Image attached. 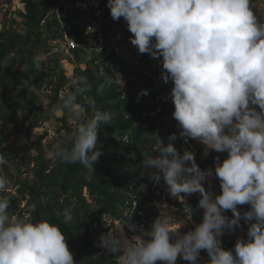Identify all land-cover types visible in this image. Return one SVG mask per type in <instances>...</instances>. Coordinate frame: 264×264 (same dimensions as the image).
I'll use <instances>...</instances> for the list:
<instances>
[{
  "label": "clouds",
  "instance_id": "clouds-1",
  "mask_svg": "<svg viewBox=\"0 0 264 264\" xmlns=\"http://www.w3.org/2000/svg\"><path fill=\"white\" fill-rule=\"evenodd\" d=\"M114 21H126L131 44L161 65V78L172 82V117L179 137L193 139L210 151L227 153L214 158L213 168L202 170L195 154L174 146L177 134L152 133L153 152L142 167L153 183L163 181L169 195L186 200L200 193V223L186 232L170 227L169 217L153 220L149 229L127 236L124 225L101 234L98 244L114 254L118 264H176L178 257L199 264L201 250L206 264H264V22L254 14L250 0H107ZM39 69V63H36ZM89 87L86 77H74L62 97V107L76 122L69 146L57 144L50 158L79 164L88 174L102 155L98 149L100 125L111 124L112 114L94 110L87 115L78 102ZM104 85L97 86L102 92ZM148 89L139 96L148 95ZM87 105L95 108V101ZM0 156V165L5 163ZM215 175L220 193L206 191L204 181ZM8 191L0 175V193ZM183 194V195H182ZM249 205L243 213L238 206ZM193 214V209L189 206ZM230 210L232 216L225 215ZM35 211V205L32 206ZM64 223L73 220L71 209L57 213ZM192 217V216H191ZM189 218V220L191 219ZM248 224L247 238H237L232 249L221 237ZM130 229L134 225L128 224ZM66 236L46 220L14 218L9 202L0 198V264H75Z\"/></svg>",
  "mask_w": 264,
  "mask_h": 264
},
{
  "label": "rangeland",
  "instance_id": "rangeland-1",
  "mask_svg": "<svg viewBox=\"0 0 264 264\" xmlns=\"http://www.w3.org/2000/svg\"><path fill=\"white\" fill-rule=\"evenodd\" d=\"M40 1L42 7L48 10L52 0ZM106 4L107 0H96V5L87 9V13L89 12L90 17L96 18L99 24L107 27L110 34L118 37L122 52L119 55L108 53L98 56L99 54L94 50L95 38L93 35L95 32L80 31L69 20L63 21L62 32L73 37L79 43V48L70 52L52 42L57 37L59 29L53 27L48 33L45 28L39 26L41 42L33 48V54L35 62L39 63L40 67L37 69L38 73L32 74L24 86L28 93L32 91L35 93L37 109L32 108L22 99L12 97L8 99V103L11 104V116L14 123L0 120V156L6 161L0 165V175L6 177L8 181V191L0 193V198L7 199L9 214L14 218H31L26 208V199H23V191H25L24 185H31L35 180L34 168L37 166V160L34 156L36 151L42 150L45 159H50L54 164L56 160L50 158L47 153L57 144L69 145L68 137L74 132L76 122L72 119L71 114L62 107V97L72 90L71 80L74 77H85L88 68L98 67L99 74L112 71L116 82L124 87L128 81L135 78L137 72L153 71L160 78V82L158 81L156 86L160 91L161 101L170 98L172 82L165 83L162 80L159 61L151 58L147 53H138L136 47L130 42L132 34L127 29L126 21L122 17L120 20L114 21ZM251 6L257 18L264 22V0H253ZM25 11L22 0H0V35L6 30L24 34L27 30L23 18ZM90 57L92 59H89ZM131 58H136L138 62L129 64ZM114 60H116L115 65H113ZM20 87L12 85L6 89L11 88L12 92H15ZM57 88H59L58 99L55 101ZM4 92V89L0 88V100L5 97L2 95ZM4 112H8V110L2 105L0 114ZM170 115L168 111L162 115L159 121L160 132L170 130L173 124V118ZM193 142L197 145L198 150L197 164L202 170L213 168L214 171V158L219 156L223 161L227 156V153H216L215 151L204 155V146L195 140ZM152 154L157 155L158 153L153 152ZM131 169L133 177L129 182L130 190L126 194L132 204L124 203L125 207L119 213L121 217L113 218L105 215L99 222H94L90 226L91 239L96 242L94 249L105 255L110 253H107L98 244L101 234L107 231H116L127 221L128 224L134 225L132 229L128 227V224L124 225L125 234L131 237L139 235L141 227L149 229L153 220L158 217L171 218L170 227L173 228H178L185 223L180 229L181 232L193 228V224L200 223L203 217V209L198 206L201 198L200 193L188 195L185 201L183 198L174 199L167 192V186L163 181L156 184L150 181L147 175L142 176L141 174L146 173L144 168L141 170ZM203 183L206 191L214 194L220 193L219 179L215 175L208 177ZM135 184L138 187L136 194L133 192ZM83 195L87 202L91 203V207L95 208V203L86 189L83 190ZM65 197L69 198L68 195H62L61 198H54L53 201L56 202ZM70 200L73 201V199ZM189 206L193 209V214ZM238 208L243 213L249 209V205H240ZM225 215L231 217L232 213L228 210ZM247 229L248 224L241 219L240 227L231 233L225 232L221 237L222 246L232 249L237 238H247ZM208 259L207 252L201 250L199 264H206ZM116 260L118 264V259ZM156 264H161V262L157 261ZM176 264H191V262L178 257Z\"/></svg>",
  "mask_w": 264,
  "mask_h": 264
},
{
  "label": "trees",
  "instance_id": "trees-1",
  "mask_svg": "<svg viewBox=\"0 0 264 264\" xmlns=\"http://www.w3.org/2000/svg\"><path fill=\"white\" fill-rule=\"evenodd\" d=\"M22 1L26 10L23 13L26 32L21 34L6 30L0 35V88L5 91L2 94L5 97L0 100V109L4 105L8 110L0 114V120L11 123H14V120L8 99H22L37 109L35 93H28L24 86L32 74L38 73L33 48L41 42L39 26L42 27L41 19L47 13L40 0ZM55 1L52 0L51 5ZM252 1L250 0V6ZM55 24V21H49L45 27L50 30ZM115 64L116 60L113 65ZM98 69L96 67L86 70L85 77L89 87L78 96V102L85 106L89 117L94 110L112 114L111 124L102 123L98 129L97 147L102 151V155L94 165L95 173L88 174L79 164L58 161L52 164L39 149L34 156L37 160V166L34 168L35 180L31 185H24L23 191L30 219L46 220L57 225L66 236L75 264H117L114 254L105 255L94 249L96 242L91 239L90 226L99 222L105 215L121 217L119 213L129 199L126 193L130 190L129 182L133 177L131 168L141 170L144 156L153 153L152 133L158 132L165 143L168 142L167 137L175 133L173 125L167 132L159 130V121L163 114L156 113V110L164 105L159 99L160 93L156 86V80H160L159 76L155 73L152 77L137 72L133 80L121 87L112 71L99 74ZM101 84L104 89L98 92L97 86ZM12 85L21 87L15 92H12L11 88L6 89ZM143 89L149 90L148 95L138 98V93ZM58 91L59 88L55 90V101L58 99ZM88 97L95 101L94 109L87 105ZM174 146L181 153L185 150L178 139ZM133 188L136 194L137 184ZM84 189L95 203V208L87 202L83 195ZM62 195H68L69 198L53 201ZM33 205L35 211H32ZM66 208L72 211L73 220L70 223H64L63 217L57 215Z\"/></svg>",
  "mask_w": 264,
  "mask_h": 264
},
{
  "label": "built area",
  "instance_id": "built-area-1",
  "mask_svg": "<svg viewBox=\"0 0 264 264\" xmlns=\"http://www.w3.org/2000/svg\"><path fill=\"white\" fill-rule=\"evenodd\" d=\"M96 5V0H57L53 5L52 9L47 12V14L41 19V24L46 26L47 22L55 21L56 24L51 27L59 29L58 35L52 40L54 44H59L67 52L74 51L79 48V43L73 37L67 36L62 32L63 21L69 20L70 22L76 25V28L80 31L95 32L94 50L102 56L108 53H117L118 55L121 52L120 43L118 37L113 34H110L107 30V27L103 24H99L96 18L90 17L87 13V9ZM49 33V30H47ZM136 53V52H135ZM138 58V57H137ZM89 59H92L90 57ZM136 58H131L129 64L137 63ZM148 76L154 75L153 71L142 72ZM177 139L182 142L184 148L192 151L195 154V161L197 163L198 150L195 146L193 139H189L188 142L181 137H179V130L176 132ZM129 205L132 204V201L128 199L126 201ZM135 205V203H134ZM135 208V206H134ZM196 224H193L195 226Z\"/></svg>",
  "mask_w": 264,
  "mask_h": 264
},
{
  "label": "crops",
  "instance_id": "crops-1",
  "mask_svg": "<svg viewBox=\"0 0 264 264\" xmlns=\"http://www.w3.org/2000/svg\"><path fill=\"white\" fill-rule=\"evenodd\" d=\"M56 1H57V0H56ZM56 1H55V2H56ZM55 2H54L52 5L49 6L47 12L50 11V10L52 9V7H53V5L55 4ZM46 14H47V13H46ZM46 14H45V15H46ZM42 27L46 29L45 26L42 25ZM46 30H48V29H46ZM154 76H155V75H153V77H154ZM158 81L160 82V80H156V84L158 83ZM157 88H158V87H157ZM159 93H160V91H159ZM170 93H171V92H170ZM159 99H160V101H161V95H159ZM161 102H162L164 105L161 106V107H158L157 110H156V113H162V114H164L166 111H168V113L171 114L170 116L172 117V113H173V111H174V105H173V103H172V101H171V98L166 99V100L161 101ZM172 118H173V117H172ZM172 125L175 127V133H176L177 130H179V129L177 128V122L175 121L174 118H173V124H172ZM181 143H182V142H181ZM194 144H195V143H194ZM195 146H197V145H195Z\"/></svg>",
  "mask_w": 264,
  "mask_h": 264
}]
</instances>
